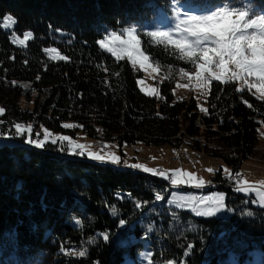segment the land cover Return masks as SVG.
<instances>
[{"label":"trees","instance_id":"16d2710c","mask_svg":"<svg viewBox=\"0 0 264 264\" xmlns=\"http://www.w3.org/2000/svg\"><path fill=\"white\" fill-rule=\"evenodd\" d=\"M225 4L252 8L251 18L264 14V0H0V133H13L16 123L40 134L43 128L80 129L120 146L179 145L205 133L232 152L225 162L238 171L264 124V100L237 91L235 82L217 81L208 87L205 112L193 97L175 98V74L193 67L148 35L171 28L175 14H203ZM6 15L14 18L16 34L32 32L27 47L14 46L1 28ZM129 27L161 68L157 95L138 88L140 69L98 46L109 32ZM47 47L68 59H50ZM21 98L32 107L22 108ZM5 141L0 264H127L144 236L161 264H225L228 254L241 262L256 245L264 247V206L229 186L218 189L225 192L228 216L201 217L167 206L163 179L71 155L59 143L37 149L23 138ZM62 247L76 254L65 255Z\"/></svg>","mask_w":264,"mask_h":264},{"label":"snow or ice","instance_id":"6c2138e0","mask_svg":"<svg viewBox=\"0 0 264 264\" xmlns=\"http://www.w3.org/2000/svg\"><path fill=\"white\" fill-rule=\"evenodd\" d=\"M252 14V8L247 10L230 7L228 4L217 7L215 10L205 14H188L186 18H175L173 28L167 30L152 31L148 35L154 39L158 45H163L166 49H174V54L182 61L187 62L195 68L194 73H189L181 68L180 75L187 77L190 81L195 80L198 87L208 88L213 81L222 84L243 81L244 86L251 90L255 88L260 93V98L264 100V14L255 15V18H248ZM234 17V18H233ZM5 20H15L6 16ZM134 27L125 28L123 34L118 35L115 31L105 35L104 39L99 41L101 48L108 42L107 52L119 59L125 57L132 64H139L141 68L151 67L149 63L151 57L141 48V40L136 34ZM126 34V38H124ZM23 44V41H20ZM50 53H55L51 58L53 60H66V56L59 55L55 48L48 49ZM153 71H159L153 68ZM143 83V81H138ZM238 88L237 91H242ZM155 92V89L152 90ZM152 92L148 94L151 95ZM207 95V92L204 93ZM3 110L0 109V112ZM64 128H71L73 125L64 124ZM27 134V135H26ZM23 138L24 142L34 146L37 149L44 147L47 143L52 145L60 144L61 150L64 148V142H67V151L71 155L85 157L101 164H111L118 166L120 158L115 154H108L109 159H105L97 153H85L84 149L88 146L76 145L68 136H50L45 130L43 139L37 134L36 139L32 138V125L15 124L14 132L7 136L0 133V140H14ZM126 165V162H125ZM134 169H141L152 175H161L168 179L166 173L160 170L146 168L140 164L126 165ZM199 189L203 187V181H197L192 174L182 171L172 173L171 184L181 183L191 184ZM237 191L241 193H253L264 202V191H258L256 185L249 184L246 180L237 179ZM259 184L264 186V181ZM175 195V193H173ZM162 199L157 195V200ZM181 199L193 205V211L197 216L213 217L222 211L225 196L223 193H214L207 196L185 195ZM171 203V200L169 201ZM183 206V205H181ZM122 225L124 221L120 222ZM105 239H108L105 236ZM191 248V245L188 246ZM65 255H71L75 250L61 248ZM82 257L85 252H79ZM187 255V253H185Z\"/></svg>","mask_w":264,"mask_h":264},{"label":"rangeland","instance_id":"374dc122","mask_svg":"<svg viewBox=\"0 0 264 264\" xmlns=\"http://www.w3.org/2000/svg\"><path fill=\"white\" fill-rule=\"evenodd\" d=\"M188 14H200V13H188ZM188 14L186 15L175 14V18L177 16H179L180 18H186ZM6 16L12 17L11 15H6ZM4 18L1 21V28L4 31L10 33L9 38L11 43L18 48L27 47L28 42L33 38L32 32L26 31L22 35L16 34L15 32H13L14 23H12L11 20H5ZM175 22L176 21L174 19L171 28H173ZM123 30L116 33L118 35H121L123 34ZM57 34L59 36L67 35V33L64 31H57ZM104 37H102L101 39H104ZM124 38H126V34H124ZM101 39H99L97 42L99 47H100L99 41ZM20 41H23V44H21ZM107 46H108V42L106 41L105 47L104 48L100 47V48L107 52L106 50ZM52 48L55 47H47L44 49V53L50 59H52L51 58L52 55H55V53H50L48 51V49H52ZM56 52L59 55H62L57 49ZM109 54L111 55V53ZM114 58L117 59L116 57ZM124 59L127 58L125 57ZM129 62L132 64L131 61ZM149 63L151 64V67H145V68H141L138 63L132 65L142 71V77L137 80L138 88L146 95H149L148 93L152 92V90L155 89V92H152V94L149 95V96H153V95H157L158 84L163 80L164 77L161 73L160 70L161 68L159 66L153 64L151 61H149ZM153 68H158L159 71H153ZM187 72L194 73L195 68L193 67L191 69H188ZM138 81H143V83H138ZM235 83L237 84L238 88H242L244 91L249 92L256 98L261 99L260 93L257 92L255 88L248 90V88L244 86L243 81H236ZM205 92H208V88L205 89L203 87H198L196 85L195 80L190 81L187 77H182L180 75V71H178L175 74V81L173 88V93L175 98L181 99V98L193 97L200 111L205 112L206 96H207L204 94ZM34 97H35V93H33L32 95V98ZM19 103L22 108L32 107V100L27 103L24 98H21ZM0 109L3 110V107L1 105H0ZM65 124L73 125V127L75 126L74 124L71 123H65ZM73 127L67 129H72ZM45 130L47 129L43 128L41 134L38 132L32 133V138L36 139L38 134L39 138L43 139ZM47 131L49 132L50 136L59 137L66 135L74 142V144L76 145L83 144L88 146L84 149L85 153L88 152L97 153L100 156L104 157L106 160L110 158L108 154H115L120 158V164L118 166H121L123 168H128L136 172L146 173L141 169H134L126 166V165L140 164L145 166L146 168L160 170L161 172L166 173L168 179H164L163 176L159 174L157 175H152L150 173H146V174H150L159 179H163L166 182L168 189H170L167 195L166 204L167 206L173 208L176 211H186L192 214H196L195 211L192 210L193 205L185 203L181 199L182 196L195 195L199 197V196L212 195L214 193H223L225 196L224 191L218 190L220 185L229 186L232 188V189L230 188L231 190H236L238 187L236 183L237 179L246 180L249 184L256 185L258 191H264V186H261L259 184L260 181H264V124H260V126L257 129V140L252 155L247 157V159L243 160L240 167L238 168V171L236 172H233L225 162V160H229L232 157L231 155L232 152L230 153L226 148V146L222 144V142H220L217 138L208 137L205 133L194 137H185L183 139V142L180 143L179 145H175V144L147 145L145 143L138 142L131 145L123 144L122 146H120L116 141L94 140L90 137H87L80 129L73 133H71V131L70 132L61 131L59 133H53L49 130ZM5 140L7 139L0 140V144L7 142ZM64 147L66 148L67 151V142H64ZM85 157L87 158V156ZM175 171H182L192 174V176H194L197 181L204 182L203 187L197 189L194 186V182L191 184H185V183H181L178 185L170 184L172 173ZM173 193H175V195H173ZM238 193L248 197L252 196L255 204H257L258 206H264V202L260 201L259 197L256 195L255 192L247 193V194L241 192ZM170 200L171 203H169ZM215 216H219V217L228 216V212L225 205V199L223 202L222 211L218 212ZM123 226L124 224L120 225V227ZM152 230L153 227L150 228L149 226H147V231H150L151 233ZM119 239L123 241L124 237L120 236ZM139 241H140V245L136 247L134 257L132 259L125 258L124 259L125 263L161 264L162 262L154 261L152 259L153 250L152 247H150V242L146 239V236L140 238ZM151 244L155 245V241H151ZM118 246L120 247V245ZM73 253L76 254V252ZM77 254H79V252ZM263 263H264V247H260L258 245L252 248L248 252V256L245 257L241 262L237 261L232 254H228L227 258L225 259V264H263ZM168 264H174V263L171 262Z\"/></svg>","mask_w":264,"mask_h":264}]
</instances>
